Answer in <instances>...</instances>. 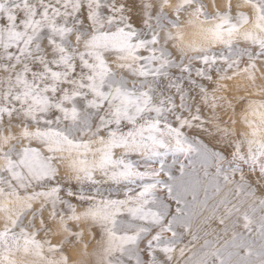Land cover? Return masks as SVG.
Wrapping results in <instances>:
<instances>
[{
  "label": "snow or ice",
  "instance_id": "obj_1",
  "mask_svg": "<svg viewBox=\"0 0 264 264\" xmlns=\"http://www.w3.org/2000/svg\"><path fill=\"white\" fill-rule=\"evenodd\" d=\"M156 3L159 11L153 15L152 0H0V213L4 221L0 264H65L63 254L58 260L50 258L59 251L57 246L38 241L35 228L28 230L48 205L49 219L56 220L58 204L69 210L67 219L60 212L57 221L65 233L61 243H67L68 236L79 241L82 235L72 232L67 220L99 228L97 264H264V196L256 197L257 186L264 188V101H247L241 117L248 128L241 133L246 153L241 152V141L231 139L234 130L223 126L216 114L218 102L226 101L224 95H217L227 91L225 80L243 75L254 95L264 91L254 75L257 59L264 61V0L237 3V9L251 8V20L239 10L233 15L231 0H225L224 11L212 15L202 0H176L174 20L163 11L169 0ZM185 11L191 17L187 24L195 29L194 39L178 46L177 61L161 45L160 33L164 32L165 42L183 41L179 17ZM166 25L177 29L175 36ZM237 40L256 51L234 46ZM217 44L223 50L212 52ZM142 50L147 55H141ZM187 51L198 55L187 56L184 63ZM106 53L115 54V67L126 70L131 81L112 70ZM193 60L206 66L196 68L195 76L215 85L211 92L192 78ZM218 62L224 67H215L214 80L210 73ZM172 69L180 74L172 75ZM235 87L243 89L239 82ZM202 109L209 115H202ZM13 119L21 126L18 137L11 133ZM64 121L65 127H52ZM29 122L37 125L33 131ZM122 123L131 127L121 131ZM40 124L47 127L42 129ZM102 130L105 136L100 135ZM33 139L42 142L47 152L60 153L61 161L67 153L71 179L93 186L90 192L66 190L67 196H75L83 205L81 212L58 196L59 183H45L57 179L53 166L57 157L43 156L28 145L17 150L11 143ZM115 148L124 150L120 158H113ZM131 153L142 156L146 165L158 162L159 167L139 171L133 161L124 159ZM169 154H181L190 163L194 154L203 178L195 167L186 172L183 162L179 178L174 176L172 165L163 159ZM242 164L258 172L256 186L245 179ZM229 171L241 173L239 182L229 178ZM97 173L103 181L95 179ZM108 182L125 185L123 199L111 198V190L104 195L99 185ZM133 184L139 191L127 187ZM227 185L234 188L225 190ZM33 203H39L35 211ZM213 219L222 227L201 236L203 226ZM240 219L245 232L259 241L258 247L252 237L235 230ZM39 225L47 234L43 219ZM184 236L190 237L187 244Z\"/></svg>",
  "mask_w": 264,
  "mask_h": 264
},
{
  "label": "rangeland",
  "instance_id": "obj_2",
  "mask_svg": "<svg viewBox=\"0 0 264 264\" xmlns=\"http://www.w3.org/2000/svg\"><path fill=\"white\" fill-rule=\"evenodd\" d=\"M154 6L152 9V13L153 15L156 14L157 11H159V7L158 4L156 3V0H152ZM172 2V3H171ZM176 2V0H169V7H165L164 8V12L165 14L169 17L170 20H174L175 16L173 15L172 12V5H174ZM239 2V0H231L232 3V14L235 15L237 10L246 13L249 16V19L251 20L252 17V10L250 7H241L239 9H237L236 5ZM202 3L205 4L206 6V10L208 11L209 15H212L214 13V11L219 10V11H224V4H225V0H210L207 2V0H202ZM213 4L215 5V7H213ZM189 19H191V17H189V15L187 14V11L182 12L180 14L179 17V24H180V29L182 27V25L187 22ZM2 22V21H0ZM134 23L136 24L137 27L140 26V22L139 19L136 18L134 19ZM154 23V22H153ZM247 27V26H246ZM167 31L171 32L172 34L174 33L173 36H175L177 29L172 28L170 25H166ZM161 35V45L163 47H165L170 53H171V58L179 61L181 56H180V51L179 48L175 45V38L168 40L167 42H165V40L163 39L164 37V32L161 31L160 33ZM234 46H239L241 48H252L253 52L256 51L254 46H251L249 44H247L246 42L242 41V40H237L234 44ZM221 50H223V45H219L217 44L216 46H214L212 48V52H220ZM141 55H147L146 52H144L143 50L140 53ZM191 55H198V53H192L190 51L186 52V55L184 57V63H188L187 60V56H191ZM105 59L108 62L109 66L112 68L113 71H115L117 73L118 76L123 75L125 76L127 79H129L130 81L133 79V77L126 71L123 69H117L115 67V54H105ZM246 65V57L241 59V63H240V67L243 68ZM198 67H205V65H202L198 60H193L192 61V68H193V72H192V78L197 80L198 83H204L206 85V87H208L209 92L212 91V88L215 87V85H213L211 82H207V81H203L201 80L199 77L195 76V69ZM215 67H224V65H222L221 63L218 62L217 65L213 66V71L210 73L213 77V79H216V72H215ZM79 70V69H77ZM171 74L172 75H179V69H172L171 70ZM232 74V70L229 69L228 71V75ZM0 75H3L2 73H0ZM185 76H187L188 74L185 73ZM255 75V83L257 86H264V61H262L261 59H257L256 61V71L254 73ZM237 82L241 83L243 85V89L240 91H237L236 89V84ZM226 85L227 91H223V92H218L217 95H224L226 97V101L222 100L218 102V106L216 109V114L219 117V120L221 122V124L223 126L229 127L231 129L234 130L235 135L231 137L232 140L234 141H241V152L242 153H246V144L243 143V139L244 137L241 136V133H247L248 132V128L246 127L245 123L243 122V120L241 119V117L245 114L246 112V107H247V101L253 100V101H264V91L260 92L258 95H254L253 92L255 91L252 87H251V82L249 80H247L243 75L235 77L232 80H225L223 82ZM185 87H187V83L185 81L184 84ZM178 102V101H177ZM226 104H231V107H226ZM50 116L52 115V113L49 114ZM202 115H209L208 110L202 109ZM234 121V123H233ZM68 124L67 121L62 122L59 125L53 124L52 127L53 128H62L65 127ZM19 125V121L13 119V126L11 128V133L14 136H19L20 130H21V126H17ZM29 131H33L35 129V127H37V125L32 124L31 122H29ZM40 128H46V125L40 124L38 125ZM175 126V125H174ZM112 127H115V125H112ZM131 126L127 125L126 123H122L121 125V131H127ZM8 127L5 124L4 128H3V134L7 135L8 134ZM182 131H187V130H182ZM189 135H193L194 133L189 132ZM101 136H105L106 133L102 130L100 133ZM83 139H87V137H84ZM95 139V138H93ZM12 144L15 145L17 150H20L23 146L28 145L32 148H36L38 149L41 154L43 156H49V155H53L55 157H57V159L53 160V166L57 168V179L54 181H48L45 182L47 186H54L55 184L59 183L60 187H61V191L58 193V196L61 199L64 200H68L69 203H71L75 209L76 212L79 213L83 210V205H81V203L77 200V198L75 196L69 197L66 195V190L71 188L73 192L78 191L80 188H83V190L85 192H90L92 189V185L88 184L87 182H85L83 185L79 184L77 181H75L74 179H71L72 173L68 170L67 168V164H68V157H67V153H64V160H59L60 157V153H49L47 152L45 146L43 145L42 142L37 141V140H19V141H12ZM97 145L93 144L92 147L95 148ZM218 147L220 149H222L224 147V144L221 143L220 145H218ZM3 150H7V147L4 146ZM229 152L232 151L231 148H229L228 150ZM124 150L121 148H115L112 150V156L114 159L116 158H120L121 155L123 154ZM73 155H75V153H73ZM225 155L227 156L228 159H231L230 155H228V153H225ZM15 155H13V159H15ZM89 158L91 159V156H89ZM125 160H131L133 161L134 165L136 166L137 170L139 171H144L146 169V167L148 168H158L159 167V163L158 162H150L147 165L145 164L143 157L140 155H137L135 153H131L128 154L127 156L124 157ZM166 162V164L168 165H172V172L174 174V176L179 178V163L183 162L186 166V172L191 171V169L193 167H195L197 169V174L203 178V174L200 171V161L197 159V157L193 154L192 156V162L190 163L189 158L181 155V154H177L176 156H173L172 154H169L168 156H165L163 158ZM173 160H176L177 163L173 165ZM3 162L0 161V164H2ZM242 170H243V175L245 176V179L249 182V183H253L254 186L255 185V181L258 178V172L257 173H253L249 171L248 166L246 165H241ZM214 169L210 168L209 172H213ZM5 175H7L5 173ZM229 178L233 181L239 182L240 180V175L241 173L237 172V173H232V172H228ZM95 179L97 180H101L103 181V177L97 173L95 175ZM161 179H167L166 177H164L163 175L161 176ZM184 180L188 179V176L186 175L184 178ZM99 187L102 189L103 193L105 196L109 195V191H112V196L111 198L114 199H123L124 198V190H125V185L123 184H113L111 182L108 183H102L101 185H99ZM127 187H130L133 189V192L135 191H139V188L137 187V185L133 184V185H128ZM227 188H234V185H227L225 186V190H227ZM19 194L21 196H23L25 194L24 190H18ZM29 192L31 191V189L28 190ZM261 196H264V188H260L259 186H257V192H256V197L259 198ZM200 197H203V192L201 191L200 193ZM188 200H191V196L187 197ZM173 203V208L175 207V203ZM39 207V203H33L32 205V210L35 211L37 208ZM50 209V205L46 206L45 211L42 212L40 214V217H38L35 221H33V225L31 228H29L28 230L31 231L32 228H35L37 231V235H36V239L38 241L43 242L44 240H48L50 242L51 245L53 246H57L59 251L56 253H52L50 255V258L53 260H58L60 255L63 254L66 257V262L65 264H97V260H98V241L101 239V235H100V230L97 226L94 225H90L87 222L84 221H71V220H67V226L69 229L72 230V232H77L80 231L82 233V235L80 236L79 241H77L75 236H68V242L67 243H61V241L64 239L65 233H63V231L60 229L59 224L57 223L58 219H59V213L60 212H64L65 214V218L67 219V215L69 214V210L62 204H58L57 205V219L56 220H50L49 216H48V211ZM223 213V210L221 209V213ZM29 215H31V213H29ZM259 215V213H257V216ZM43 219L44 223H45V229L49 230L48 233L46 234L45 230H41L40 229V225H39V220ZM233 219H235V216L233 217ZM28 220V216H25L24 218V223L26 224ZM3 213H0V230H2L3 228ZM243 225V220L240 219L237 222L236 225V231L239 233L244 234L247 237H252L255 241V245L254 247H258L259 241L255 239V237L252 236L251 233H246L245 230L242 227ZM222 226L215 220H211L209 221V223L207 225H204L200 235L203 236V232L204 231H210L212 229H216L217 231H219V229ZM89 229H90V234H89ZM253 229H255V225H253ZM166 236L170 235V233H166ZM231 233H228V236H230ZM228 238V237H225ZM190 237L188 236H184L183 237V243L187 244L189 241ZM199 243V242H197ZM45 256H49V254L47 252L44 253ZM241 254H242V250H241ZM188 255V253H185V257ZM253 260H255V257L252 258Z\"/></svg>",
  "mask_w": 264,
  "mask_h": 264
},
{
  "label": "bare ground",
  "instance_id": "obj_3",
  "mask_svg": "<svg viewBox=\"0 0 264 264\" xmlns=\"http://www.w3.org/2000/svg\"><path fill=\"white\" fill-rule=\"evenodd\" d=\"M208 1H210V0H207V2ZM172 3V2H171ZM180 31L183 33V41H179V40H177V39H175V45L178 47H183V45L185 44V43H187V42H190V41H192L193 39H194V37H193V32L195 31V29H193V28H191L188 24H187V22H185L183 25H182V27H181V29H180ZM177 32V31H176ZM173 35H174V33H173ZM197 42H199L198 41V39H197ZM178 47V48H179Z\"/></svg>",
  "mask_w": 264,
  "mask_h": 264
}]
</instances>
